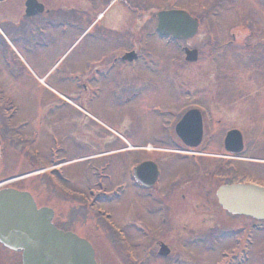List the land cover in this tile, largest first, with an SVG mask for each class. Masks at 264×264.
Wrapping results in <instances>:
<instances>
[{
  "label": "flooded vegetation",
  "instance_id": "af4514ba",
  "mask_svg": "<svg viewBox=\"0 0 264 264\" xmlns=\"http://www.w3.org/2000/svg\"><path fill=\"white\" fill-rule=\"evenodd\" d=\"M162 3L167 7L158 9V0H0L2 164L34 168L41 156L46 166L50 200L60 208H56L59 213L55 212L56 225L79 231L94 245L99 242L104 232L100 227L106 226L107 220L103 217L106 223L102 222V217L92 209L99 204L114 203L110 198L117 193L121 199L132 194L142 200L143 211L151 216L157 228L141 220L144 232L150 229L166 237L180 219L176 213L194 212L196 205L201 203L217 211L213 213L214 222L207 219L199 227L206 228L204 232L208 234L193 236L204 240L199 245L215 246L225 241V232L230 229L239 230L238 235L244 236V227H225L223 222L229 217H239L223 211L216 198L221 185L236 181L234 178L243 169V155L226 152V130L212 134L216 124L213 118L208 121L209 110L202 112V141L198 142L196 134L188 133L184 135L188 140L185 142L176 131V96L167 105L155 100L159 94L158 84L163 83L160 76L153 75H160L161 63L147 59L163 48L175 53L176 57V40L162 39L157 33L158 13L176 10V0ZM72 35L78 38L67 53L81 40L89 41L87 53L91 52L93 44L99 45L95 54L90 53V62L76 58L69 63V59L63 58L64 45ZM15 43L29 50L38 65L55 70L45 80L61 90H50L52 96L46 100L45 115L36 116L33 120L36 124L18 117L20 104L9 90L10 86L18 84L21 72L13 49ZM132 53L137 55L135 60L131 59ZM145 71L152 77L140 76ZM99 101L115 107L121 105L119 110L125 115L128 126L143 128L141 119L137 118L140 112L146 128L149 119L157 122L159 128L149 141H130L116 131V138H123L124 143L116 141L115 136L111 140L100 131V122L93 112ZM165 108L173 110L167 118L163 114ZM238 114L239 111H232L229 117L238 118ZM226 122L241 123L239 120ZM216 123L221 125L220 121ZM50 128L54 130L52 135L38 137V131ZM85 137L103 141L105 150L88 157H76L71 145L80 149ZM105 141H112L111 146L115 147L108 148ZM170 158L190 166V170L176 180V173L168 175L165 172L166 168L176 166ZM129 224L134 221L129 220ZM185 230L188 234L196 233L190 227H184ZM163 244L165 241L154 240L149 256L161 262L171 257L176 261L181 256L168 246L167 259L160 258Z\"/></svg>",
  "mask_w": 264,
  "mask_h": 264
},
{
  "label": "rangeland",
  "instance_id": "374dc122",
  "mask_svg": "<svg viewBox=\"0 0 264 264\" xmlns=\"http://www.w3.org/2000/svg\"><path fill=\"white\" fill-rule=\"evenodd\" d=\"M163 1L158 0V9L167 7V5L162 3ZM218 1L176 0V8L189 9V13L193 12L195 16L202 19L198 35L187 42L188 47L199 51V60L195 64H186L182 50L176 49L177 70L171 63H168L169 59L173 57L172 52L161 46L163 50L157 52L158 59L161 61L160 75L153 76H160L161 83L163 84H158L160 85L159 94L158 97H155V100L157 103L167 105V103H170L169 100L176 96V112H178V107L184 105L186 101V98L182 96L185 95L183 93H195L197 96L192 98L188 104L200 103L206 106L210 111L211 119L213 118L214 120L213 124H216L213 127L212 134L215 135L216 132L233 126L241 127L245 132L247 150L245 158H255L264 163V0ZM220 2H222V7L218 6ZM250 20L255 21L256 25L249 23ZM77 38L78 35L69 37V40L64 45L63 54L65 55L63 58L69 59V63L76 58H82L90 62L92 59L90 53L95 54L99 50V45L97 43L93 44L91 52L87 53L89 41L87 43L86 40L85 42L81 40L67 53V50L75 43ZM13 49L19 59L21 72L18 84L10 86L9 90L13 93L12 96L15 101L20 104L18 117L20 119L24 118L35 121L36 116L40 118L41 114L45 115L46 100L52 96L50 88H55L58 92H61L52 82L46 80L40 81V79L50 77L55 70L50 71V67L45 68L38 65L31 52L22 45L15 43ZM151 75V73L145 71L140 76L149 78L152 77ZM174 79H176V89L175 87L173 88L172 84ZM180 85L182 88L178 89ZM120 106L118 104L115 107L105 101L97 102L93 112L97 115L98 122L100 123L95 121V125L98 123L99 126H97L101 129L100 131H104L106 136H110L111 140L115 136L116 141L121 140L123 142V138H116L115 133L119 132L130 141L132 139L138 143L142 140L149 141L151 135L159 128L157 122H151L149 119L147 123L148 128H146V122L143 120L144 116L139 112L137 113V118L141 119L143 128L131 126V124L128 126L125 123L126 121H124L125 115L121 114L122 111L119 110ZM232 111H239L238 118L234 116L229 117ZM164 116L165 118L169 116L167 110H164ZM232 120H239L241 124L226 122ZM218 121L221 122V125L216 123ZM53 132L52 128L45 129V132L41 129V131L37 132V135L38 137L43 134L50 136ZM81 142L82 146L80 149H74L76 147L71 145L72 153L76 157H88L105 150L103 141H98L97 138L85 137ZM105 144L108 148L115 147L111 146L112 141H105ZM173 161L176 162V166L166 168L167 171L165 172L168 175L176 173L177 180L179 177H183L180 174H184L190 170V166L170 158V162ZM245 163L247 164L245 165L246 168L244 167L240 171L239 176L235 177L234 180L264 185V164L256 166L254 163ZM40 165L45 166L44 161ZM17 167L19 168L18 171H21L24 165L20 164ZM6 170L9 172L8 169ZM45 183V176L35 177L29 181L36 199L39 196L42 198L46 197V190L43 188ZM83 185L85 187L86 184L83 183ZM23 187L27 188V182ZM41 189L43 190V194H40ZM176 203L178 204L177 201ZM194 204L195 201L193 202ZM96 209L101 215L112 214L118 224V226L113 225V222L107 219L108 224L105 227L111 228V235L115 239L117 246L113 242V245H106L105 249L108 255H114L118 249L119 253H117V256L122 259L119 260L120 263L114 262L115 260H106V264H129L131 259L133 260L131 264H135L138 259H140L138 263L143 264L145 262L142 257L145 256L152 244H154V240L167 242L169 246L171 245V247L178 251V254L180 249H183L186 245L187 249L184 252L187 254L186 256H189L187 252H192L191 260L188 259L190 261L189 264H218L220 263L221 250H227L230 254L231 249L235 245L233 242L225 240L218 242L215 246H207L208 243L192 246L191 242L195 238L193 236H196L198 233V235L208 234L204 232L206 228L201 230L202 228L200 229L199 227H202V223L207 219L208 222H214L212 218L215 217V214L213 213L217 211V209L211 210L201 203L196 205L195 211L193 210L194 212L189 211L184 213L179 211L178 214L176 213V216L178 217L179 215L180 219H178L179 221L176 220V225L173 227L175 232L173 228H170L166 233V237L163 233H156V231H150V229L145 230L147 235L137 230L139 227L140 229H142V226L145 227L141 220L145 221L153 229L157 230V228L152 223L151 216L143 211L142 200L132 194H128L112 204L98 205L92 211L97 212ZM177 211L178 209H176ZM211 214H213L212 217H209ZM198 216L202 217L197 218ZM100 219L106 223L103 218ZM129 220L134 221L133 228L136 230L128 226L130 225ZM223 223L226 228H248L251 221L246 217L242 219L229 217ZM184 227L195 229L196 233L188 234L186 230V232L184 231ZM254 236L257 238L255 239L256 246L251 248L253 255L247 264H264V223L261 224L260 232ZM128 238L132 246L128 244L126 240ZM142 242H144V246H141ZM257 246L259 248L255 250ZM141 247L144 249L142 250ZM0 250L2 249L0 248ZM171 258L165 262L152 259V261L150 260L145 264H170L172 262ZM11 260L7 261V264H21L20 258H16L15 256H12ZM0 264L2 263L0 262ZM182 264L188 263L187 261H183Z\"/></svg>",
  "mask_w": 264,
  "mask_h": 264
},
{
  "label": "water",
  "instance_id": "95a60500",
  "mask_svg": "<svg viewBox=\"0 0 264 264\" xmlns=\"http://www.w3.org/2000/svg\"><path fill=\"white\" fill-rule=\"evenodd\" d=\"M158 18L162 35L188 40L198 32L199 23L185 12H164ZM186 53L187 61L197 60L196 51ZM180 127H185L184 123L178 129ZM228 141L233 143L236 139L231 135ZM1 167L0 140V170ZM8 186L0 188V243L11 251L21 252L22 264H96L95 251L86 240L54 226L53 210L38 208L30 192ZM217 197L221 206L231 214L264 220L263 187L242 184L223 186Z\"/></svg>",
  "mask_w": 264,
  "mask_h": 264
}]
</instances>
